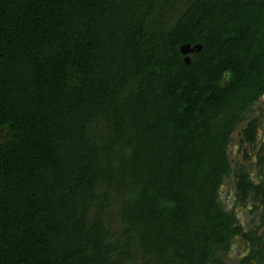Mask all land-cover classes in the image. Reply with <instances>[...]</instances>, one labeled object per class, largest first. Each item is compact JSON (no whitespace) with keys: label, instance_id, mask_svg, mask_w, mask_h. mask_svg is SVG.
Wrapping results in <instances>:
<instances>
[{"label":"trees","instance_id":"16d2710c","mask_svg":"<svg viewBox=\"0 0 264 264\" xmlns=\"http://www.w3.org/2000/svg\"><path fill=\"white\" fill-rule=\"evenodd\" d=\"M263 95L264 0H0V264H227Z\"/></svg>","mask_w":264,"mask_h":264},{"label":"flooded vegetation","instance_id":"af4514ba","mask_svg":"<svg viewBox=\"0 0 264 264\" xmlns=\"http://www.w3.org/2000/svg\"><path fill=\"white\" fill-rule=\"evenodd\" d=\"M260 102L263 105L259 109V116L244 120L237 134L239 160H232L230 156V147L235 142L237 131L229 146L234 169L228 178L233 183L229 208L242 228V234L235 238H239L242 244V249H237L240 264H264V95L251 111Z\"/></svg>","mask_w":264,"mask_h":264},{"label":"rangeland","instance_id":"374dc122","mask_svg":"<svg viewBox=\"0 0 264 264\" xmlns=\"http://www.w3.org/2000/svg\"><path fill=\"white\" fill-rule=\"evenodd\" d=\"M262 105H263V103L260 102L257 105V107L246 116L245 120L247 121L248 118L259 116V114H260L259 109L262 107ZM244 123L245 122L242 123L240 128L235 133V142L230 147V156H231L232 160L233 159H235V160L240 159L239 157H237V134L242 129ZM232 184L233 183H232L231 179H226L225 184L220 189V201L224 204L226 210H228V211H230L229 198H230V191L232 192ZM238 248L242 249L241 240L239 238H237V240L234 241L232 250L229 253V255L226 257L227 264H240V261L237 258V249Z\"/></svg>","mask_w":264,"mask_h":264},{"label":"water","instance_id":"95a60500","mask_svg":"<svg viewBox=\"0 0 264 264\" xmlns=\"http://www.w3.org/2000/svg\"><path fill=\"white\" fill-rule=\"evenodd\" d=\"M201 46H196L194 48H192L190 45H187L185 47L182 48V52L184 55H188L190 53H195V52H199L201 50ZM186 62L189 63L190 62V58H186Z\"/></svg>","mask_w":264,"mask_h":264}]
</instances>
